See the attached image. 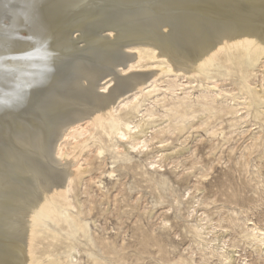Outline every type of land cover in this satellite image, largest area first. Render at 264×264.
Masks as SVG:
<instances>
[{
	"label": "bare ground",
	"instance_id": "6f19581e",
	"mask_svg": "<svg viewBox=\"0 0 264 264\" xmlns=\"http://www.w3.org/2000/svg\"><path fill=\"white\" fill-rule=\"evenodd\" d=\"M135 1L144 6L138 8ZM133 2L137 10L133 5L124 9ZM154 64L159 69L143 71ZM256 67L261 68L264 89V0L0 4V264H80V236L101 247L103 254L121 252L107 237H91L86 216L93 210H83L79 194L73 195L94 169H89L92 160H103L110 148L120 154L122 149L148 147L149 141L140 136L142 123L120 111L128 106L139 110L145 97L156 92L149 83L160 74L187 78L170 81L166 88L174 92L183 87L185 100L193 95L187 89L193 86L186 83L199 81L205 87L213 80V87L222 91L219 80L233 73L249 80ZM261 89L250 93V105L258 103ZM114 138L120 139L118 144L110 143ZM86 150L92 156L84 159V168L80 157ZM150 164L162 167L155 159ZM108 173L113 177L115 170ZM229 190L216 194L237 200V193ZM218 201L214 198L213 203ZM197 207L192 206L188 217L197 215ZM206 220L190 231L199 236L198 244L205 238L209 215ZM162 221L164 228L171 226L169 220ZM217 226L211 225L210 232L215 234ZM242 233L253 247L264 250V228L250 223ZM140 244L139 259L149 247L163 250L156 238H142ZM57 245L65 249L55 254ZM226 245L224 241L221 246V264H232Z\"/></svg>",
	"mask_w": 264,
	"mask_h": 264
},
{
	"label": "rangeland",
	"instance_id": "374dc122",
	"mask_svg": "<svg viewBox=\"0 0 264 264\" xmlns=\"http://www.w3.org/2000/svg\"><path fill=\"white\" fill-rule=\"evenodd\" d=\"M135 2L138 8L144 6ZM136 3L124 9L133 5L137 10ZM142 69L151 73L159 68L154 64ZM259 69L249 72V80L238 73L225 76L219 80L222 91L213 87V80L206 81L205 87L199 81L186 83L193 86L187 88L193 95L185 100L183 87L174 92L166 88L170 81L186 82L187 78L160 74L149 83L150 89L156 86V92L150 99L145 97L139 110L128 106L120 111L142 123L140 136L149 145L141 151L122 149L120 154L110 148L104 161L92 160L89 169H94L85 174L73 195L79 194L83 210H93L86 216L91 237L108 238L121 252L103 254L101 247L80 236L76 241L82 251L80 264H221L224 241L232 264H264V250L253 247L242 235L250 223L264 228V89ZM260 89L258 103L250 105L248 96ZM214 93L220 95L212 100ZM132 96L133 92L123 100ZM146 109L154 115L148 116ZM88 150L80 157L84 168V159L92 156ZM154 159L162 167L153 168L150 161ZM113 169L114 176L109 177ZM202 174L208 176L201 178ZM228 188L229 194L237 193V200L216 194ZM214 198L219 201L213 203ZM192 206H198V213L188 217ZM208 215L211 221L204 226L205 238L198 244L199 236L190 231L192 226L206 223ZM164 219L170 227L164 228ZM211 225L217 226L215 234L210 232ZM214 237L217 240L208 244ZM142 238L160 240L163 250L149 247L139 259ZM85 245L90 247L88 251L83 249ZM57 246L55 254L65 249V245Z\"/></svg>",
	"mask_w": 264,
	"mask_h": 264
},
{
	"label": "snow or ice",
	"instance_id": "6c2138e0",
	"mask_svg": "<svg viewBox=\"0 0 264 264\" xmlns=\"http://www.w3.org/2000/svg\"><path fill=\"white\" fill-rule=\"evenodd\" d=\"M10 2H12V0H0V4L2 5H7Z\"/></svg>",
	"mask_w": 264,
	"mask_h": 264
}]
</instances>
